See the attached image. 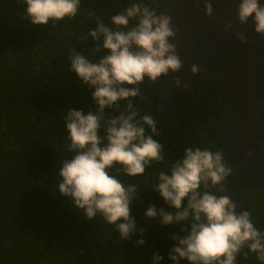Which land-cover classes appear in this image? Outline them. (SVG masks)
Here are the masks:
<instances>
[{
  "label": "trees",
  "instance_id": "1",
  "mask_svg": "<svg viewBox=\"0 0 264 264\" xmlns=\"http://www.w3.org/2000/svg\"><path fill=\"white\" fill-rule=\"evenodd\" d=\"M131 2L81 0L74 19L33 26L23 2L0 0V264H152L156 250L163 256L160 264H173L167 251L176 241L170 235H183V225H161L159 217L146 218L144 212L153 204L176 211L154 191L158 182L154 177L168 171L186 147L220 152L206 135L228 114L217 93V77L199 70L196 96L184 116H159L160 96L168 86L164 79L145 80L142 95L131 98L142 115H152L157 121L159 135L154 138L163 145L164 160L142 176L121 173L117 177L125 186L136 184L142 193L131 204L137 230L127 241L120 240L115 227L99 215L91 221L84 218L83 210L75 209L70 198L58 190V169L72 155L65 148L67 110L96 111L92 89L71 71V50L97 62L106 51L97 52V42L88 35L96 24L88 11L110 25V17ZM156 2L143 0L150 8ZM119 103L122 108L126 104ZM105 112L117 114L115 106ZM258 147L264 152V142ZM225 166L233 170L226 162ZM110 174L117 175L115 170ZM239 194L253 223L264 232V182L243 187ZM142 234L146 243L137 246L135 240ZM244 252L247 248L237 255L236 264H261L252 253L245 258Z\"/></svg>",
  "mask_w": 264,
  "mask_h": 264
},
{
  "label": "clouds",
  "instance_id": "2",
  "mask_svg": "<svg viewBox=\"0 0 264 264\" xmlns=\"http://www.w3.org/2000/svg\"><path fill=\"white\" fill-rule=\"evenodd\" d=\"M18 2L26 6V18L33 26L74 19L81 6V0ZM172 2L165 0L166 5ZM154 8L143 0H132L122 12L110 17V25L89 10L88 17L95 16L96 24L88 35L97 42V52L105 50L106 54L97 62L74 50L69 56L71 71L92 89L96 111L85 114L82 109L67 110L65 148L72 155L58 169V190L70 198L75 209L83 210L84 218L91 221L99 215L113 225L122 241L137 230L131 204L142 193L136 184L125 186L117 177L121 173L142 176L147 168L164 160L163 145L154 138L159 135L157 121L152 115H142L130 98L142 95L140 85L146 78L155 83L183 67L176 44L170 42L177 35L172 18L164 12L157 14ZM212 13V3L206 2L205 14L210 17ZM236 16L240 25H247L251 19L254 31L264 36V4L260 0H240ZM232 27L231 21L224 26L225 31ZM235 35L248 42L243 32ZM199 70L196 64L190 68L193 74ZM175 86L189 87L179 77H175ZM120 101L126 102L123 108ZM113 106L117 114L105 112ZM110 170L117 175H111ZM231 172L221 152L193 146L186 147L168 171L155 175L158 182L153 185L154 191L176 211L153 204L144 216L159 217L161 225H183V235H170L176 241L167 251L173 264L182 260L188 264H236L237 255L245 248V258L252 253L264 264V232L253 223L251 212H237L227 195L224 182ZM209 187L212 191L201 190ZM140 231L143 233V229ZM145 243L143 234L135 240L137 246ZM162 260L159 250L154 251L152 264Z\"/></svg>",
  "mask_w": 264,
  "mask_h": 264
},
{
  "label": "water",
  "instance_id": "3",
  "mask_svg": "<svg viewBox=\"0 0 264 264\" xmlns=\"http://www.w3.org/2000/svg\"><path fill=\"white\" fill-rule=\"evenodd\" d=\"M206 2L213 6L210 17L205 14ZM239 2L173 0L166 5L165 0H157L154 9L157 14L164 12L171 16L177 35L170 42L176 44L183 62L179 72L158 78L168 83L160 96L158 114L163 119L186 115L197 90L198 73L190 71L193 64L218 78L217 93L228 114L219 127L209 129L206 135L219 148L224 161L233 166L224 183L237 212H243L246 210L240 202L239 190L264 182V152L258 148V143L264 142V36L254 31L251 19L247 25L239 24L236 16ZM260 2L264 4V0ZM229 21L233 27L225 31ZM236 32H243L248 42L240 41ZM222 59L227 60L224 67ZM175 77L189 87L177 88Z\"/></svg>",
  "mask_w": 264,
  "mask_h": 264
},
{
  "label": "flooded vegetation",
  "instance_id": "4",
  "mask_svg": "<svg viewBox=\"0 0 264 264\" xmlns=\"http://www.w3.org/2000/svg\"><path fill=\"white\" fill-rule=\"evenodd\" d=\"M259 143H260V142H259ZM259 143H258V144H259ZM258 148H259V147H258Z\"/></svg>",
  "mask_w": 264,
  "mask_h": 264
}]
</instances>
